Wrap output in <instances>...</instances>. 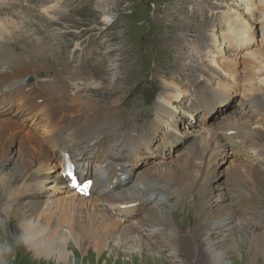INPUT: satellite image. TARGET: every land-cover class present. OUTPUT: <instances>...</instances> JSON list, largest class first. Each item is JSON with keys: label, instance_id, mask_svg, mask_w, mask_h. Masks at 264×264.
Returning a JSON list of instances; mask_svg holds the SVG:
<instances>
[{"label": "bare ground", "instance_id": "obj_1", "mask_svg": "<svg viewBox=\"0 0 264 264\" xmlns=\"http://www.w3.org/2000/svg\"><path fill=\"white\" fill-rule=\"evenodd\" d=\"M1 1L5 2V0ZM239 1L242 2L241 4L244 3L245 15L251 17L249 3L254 1ZM104 19L105 23L109 22L107 18ZM236 22L228 23L232 26L225 28V34H228L225 41L236 39L232 47L235 46V51L237 50L238 53L246 45L248 36L244 37V34L250 27L240 21H238L239 25H235ZM1 30L3 31V28ZM202 37H205L204 33L196 38V42L198 40L200 45V49L196 50L198 55L207 44L201 43ZM12 39L13 37H0V106L18 105L16 112L23 113L26 116V122L0 120V173L2 168L10 166L11 174L14 176L12 181L9 180L11 182L0 179V191L9 187V193L2 196L4 200L8 196L7 201H9L7 202L9 204L5 203V206L9 208L3 211V215L9 218L12 216V219L18 222L22 231L18 237H25L31 245L35 244V247H32L34 254L43 255L45 258L54 255L58 261H65L68 255L66 249L68 241L83 235V237L86 236L84 239L89 238L92 242L95 241L96 248L98 243L101 245L111 238L120 246L126 245L127 254L136 252L135 255L140 256V260L144 259L145 253L143 252L150 249L146 243L148 242L149 246L154 249L150 252L151 256H155L154 259L160 261L164 259L160 256L161 252L165 251V256L168 255L170 261L186 257L193 258L195 264L197 260H199L198 264H202L203 259L206 264L208 262L226 264L225 259L228 253L225 247L230 240L229 236L234 229H238L237 226H244L249 233L251 245L264 255V228L257 231L259 227L257 225L264 224V220L262 221L264 211L256 204L258 200L261 201L259 193H264V186L257 184L256 179H261L257 174L258 171L256 173L251 167L241 163V158L234 154V158L239 160V163H234V158L229 161L228 173L231 179L228 182L231 189L228 194L221 193L215 198L213 206L209 198L207 199L210 189L209 182H206L203 190L191 193V182L187 181L192 175L194 178L201 177L202 166L212 162L216 155L215 150L222 147L219 146L222 140L225 141L222 144L227 145L228 148H231L230 145L237 147L239 142L248 144L255 160L264 161V143H261V140L256 142L255 136L261 138V135L260 132H254L264 131V124L260 126L261 128L252 129L253 126L259 124L251 123L250 128H246L247 120L241 121L243 116L237 112V115L233 116L234 121L221 124L220 134L215 133L216 131L212 133H209V130L206 131L205 137L196 144L197 146L188 150L183 160L182 158L174 159L175 162L172 165L158 166V164L151 171L148 170L150 172L138 175L136 189L127 195L123 187L125 181L121 182L119 178L136 165L135 155L141 153L140 146L142 144L145 146V143L150 142L148 128L151 123L156 121L161 128L164 124H168L169 119L173 121L175 118L176 114H173L172 118H166L168 112H164L168 94L164 96V99H158L153 110L145 109V106H150L149 103H142V106L141 103L126 104L134 108V111L130 108L125 110L122 107L123 102L118 108L106 106L101 102V96L106 88L101 83L96 86L86 83L89 78L83 75V69L72 60V56L80 50V47H73V55L67 52L69 47L74 46L75 43L67 42L63 38L64 49L52 55L53 58L50 60L52 62L48 63L49 60L38 59L37 51L40 50L38 49L40 46L33 50L34 56L29 60L24 56L25 53L17 52L19 51L17 46L10 44ZM46 47L52 48V45L48 44ZM98 51V46L91 49V58ZM81 56L88 59L87 53L83 50H81ZM250 58L254 59V54L250 55ZM258 58L262 63L261 58ZM40 60L54 67L57 64V67L63 68L66 73L69 71L76 73L75 77L72 73L69 74L74 79H83V82L74 88L72 97L68 96V100H64L66 91H68L67 83L63 81L62 76H58L59 74L52 72L45 64H41ZM212 62L217 67L219 64H224L226 60L223 58L212 60ZM228 64L226 62V65ZM244 69L245 66L243 71ZM130 70L127 68V73ZM220 70L225 77H232L231 82L235 85L242 82L252 87L251 80L245 77L238 80L229 67H222ZM205 71L217 80L218 85H222L224 78L219 72H210V69H205ZM52 74L54 78H58L49 81L48 77ZM29 77L39 80L33 84H25ZM197 77L193 80L195 84L199 81ZM203 82L201 87L204 86V88L194 91L197 93L202 89L198 97L189 105L191 112L200 110L202 106H208L218 98V89L211 91L207 88L208 81ZM255 83L264 90L262 80H257ZM80 85L83 87L82 91L79 90ZM164 91L166 89L162 88L159 91L161 96ZM231 91L229 89L228 92ZM259 92L263 95L261 90H251L249 94L253 93L256 96L255 93ZM126 96L125 94L123 97ZM214 97L216 99H213ZM259 97L250 101L245 106L248 109L243 108L242 112L250 110L248 113L252 115L251 117L262 118L264 106L256 103ZM149 100L150 98L144 99V102ZM147 110L149 112L143 122H139L138 118L144 116ZM117 112L119 116L123 115L122 118L118 115V119L114 118ZM33 120H37V124H33ZM34 126H37L42 133L37 134L33 129ZM173 126L175 128V124ZM139 127L142 129L139 130ZM141 141L143 142L139 143ZM64 154H67L73 163L77 183L91 181L87 196L77 194L72 188L70 179L65 173ZM210 178L211 181L213 178L212 176ZM4 181L8 183L5 184ZM46 182L51 183L54 189L63 193L74 191L72 196L70 195L71 198L63 205L61 204L64 201L59 207L57 205L54 207V212L47 208L42 209L43 196L37 191L41 183L46 184ZM153 184H157L158 187H152ZM32 189L34 192H30ZM188 194L192 196V200L187 197ZM86 197L93 198L90 204L93 210L82 205ZM155 202L162 205L167 204L169 209L172 208L171 211L165 206L161 208L167 209L166 217L160 218V214H157ZM98 205L104 211L112 209L118 213L135 214V227L128 229L130 231L126 230L125 226L117 223L118 221L106 218ZM233 206L239 210L238 212L249 214V220H245L243 215L234 210ZM125 208H128L127 212H122ZM34 214L37 220L30 226L26 220H31ZM187 216L189 219L193 218L195 222L188 223ZM63 224H66V229L56 235L54 230ZM199 235L203 237L202 241H199ZM23 246V242L18 243L14 239V249L22 250L20 247ZM241 264H247L243 255Z\"/></svg>", "mask_w": 264, "mask_h": 264}, {"label": "rangeland", "instance_id": "obj_2", "mask_svg": "<svg viewBox=\"0 0 264 264\" xmlns=\"http://www.w3.org/2000/svg\"><path fill=\"white\" fill-rule=\"evenodd\" d=\"M253 1L249 3L252 19L245 15L244 3L241 4L239 0H149L148 3L145 0H5V2L0 0V37H13L10 44L17 46L19 50L17 52L25 53L24 56L29 60L34 56L33 50L40 46L38 48L40 50L37 51L38 59L49 60L48 63L52 62L50 60L55 53L64 49V39L75 43L74 46L69 47L67 52L73 55V47H80V50L72 56V60L83 69V75L89 78L86 83L94 86L101 83L106 88L101 96V102L106 106L118 108L123 102L122 107L127 110L130 106L126 104L141 103L142 106V103H149L150 106H145V109L153 110L158 99H164V96L168 94L164 112H168L166 118H172L173 114H176L175 118L173 121L169 119L168 124H164L161 128L156 121L151 123L148 128L150 142L145 143V146L144 144L140 146L141 153L135 155L136 165L119 178L121 182L125 181L123 187L127 194L136 189L138 175L150 172L158 164V166L172 165L178 158L183 160L188 150L197 146L196 144L205 137L206 131L209 130V133L216 131L215 133L220 134L221 124L234 121L233 116L237 115V112L243 116L241 121L247 120L246 128H250L251 123L259 124V127L253 126L252 129L263 126L264 110L262 118L256 119L248 113L250 110L246 112L248 108L245 107L259 96V101L256 103L264 106V90L255 83L257 80H262L264 83V0ZM104 18H107L109 22L105 23ZM234 21H237L235 25H239L238 21H240L250 27L244 34V37L248 36L246 45L238 53L237 50L235 51L236 47H232L236 39L225 41V37L228 36L225 34V28L232 26L228 23ZM202 33L205 37H202L201 43L207 44L198 55L196 50L200 49V45L198 40L196 42V38L201 37ZM48 44L52 45V48H47ZM95 46H98L99 51L91 58V49H95ZM81 50L87 53L88 59L81 56ZM253 54L254 59H251L250 55ZM258 57L261 58L262 63ZM221 58H224L230 65H226L225 62L216 67L212 60H222ZM40 63L59 74L58 76H62L63 81L67 83L68 91H66L64 100H68V96L72 97L74 88L83 82L82 78L74 79L69 75L76 73L70 71L66 73L63 68L57 67V64L54 67L43 60H40ZM222 67H229L238 80L244 77L251 80L252 87L242 82L235 85L231 82L232 77H225L221 72ZM127 68L131 69L129 73L126 71ZM205 69H210V72H219L224 78L222 85H218L217 80L213 79L209 72H204ZM197 74H199L198 77ZM53 75L48 77L49 81L58 78H54ZM196 77L199 81L195 84L193 80ZM30 78L32 81L28 83ZM38 80L29 77L25 84H33ZM203 81H208L209 90L218 89V98L214 97L213 99L216 100L208 106H202L200 110L191 112L189 105L204 88V86L201 87ZM230 82L231 84L228 85ZM124 84L126 85L122 87ZM161 88L166 89L162 96L159 92ZM199 88L202 89L194 93ZM82 89L83 87L79 90L82 91ZM229 89L232 91L228 92ZM251 90H261L263 95H260V92L255 93L256 96L253 93L249 94ZM125 94L127 96L124 98ZM148 98L150 100L144 102V99ZM17 108L18 105H1L0 120L26 122V116L21 112L17 113ZM243 108H246L244 112H242ZM130 110L135 109L131 107ZM146 112L144 116L138 118L139 122H143L149 110ZM117 115L118 112L114 114L115 119L123 116L120 114L117 117ZM34 122L33 124H37V120ZM154 123L156 125L153 126ZM33 129L37 134L42 133L37 126ZM138 129L141 130L142 127ZM254 132H260L261 135V138L255 136L256 142L261 140V143H264V131ZM222 143L225 141L222 140L219 145L222 147L216 148V155L212 162L202 166L201 177L194 178L192 175L187 179L191 182V193L203 190L206 182L210 183L207 199L209 198L211 206L214 205L215 198L221 193L228 194L231 189L228 182L231 178L228 172L230 170L229 161L234 158V154L241 158V163L251 167L255 172L258 171L256 173L262 181L257 178V184L264 186V161L255 160L248 144L239 142L237 147L230 145L231 148H228ZM234 161V163H239V160L235 158ZM210 176L213 178L211 181ZM13 177L10 166L2 168L0 179L12 181ZM4 183L8 182L4 181ZM152 187L158 186L153 184ZM37 191L43 196L42 209L47 208L52 212L56 205L59 207L64 201L61 204L63 205L74 193L73 190L69 193L58 191L48 182L41 183ZM5 193H9L8 186L6 190L0 191L2 200L0 202V264H195L193 258L186 257L170 261L169 256H165V251H162L160 255L164 258L162 261L154 259L155 256H151L150 253L154 249L149 246L145 238L150 249L143 252L145 253L143 260L135 255L136 252L127 254L126 245L120 246L111 238L102 243L103 245L98 243L96 248L95 241L92 242L89 238L84 239L86 236L83 237V235L68 241L66 247L68 255L65 261H58L54 255L45 258L43 255L34 254L32 247H35V244L31 245L24 236V238L18 237L19 233L22 234L18 222L13 220L12 216L9 218L3 215V211L9 208L5 206V203L9 204L7 203L9 202L7 201L8 196L5 200L2 198ZM26 194L28 195V191ZM187 197L192 200L190 194ZM92 199V197L89 199L86 197L82 205L93 210L90 207ZM259 199L261 201L258 200L256 204L264 211V193H259ZM98 206L101 210L100 205ZM154 206L157 207V214H160V218L167 216V209L169 211L172 209H169V205H162L159 202H155ZM163 206L167 209H161ZM128 208L122 212H127ZM233 208L236 212L239 211L234 206ZM102 211L106 218L118 221L117 223L125 226L126 230H131L136 225L135 214L118 213L112 209L107 211L102 209ZM263 211H261L262 214ZM238 213L243 215L245 220H249V214ZM36 220L37 216L34 214L31 220L27 219L25 222L32 226ZM191 221L195 222L193 218L189 219L187 216V222ZM257 226H259L257 231L264 228V224ZM237 228L239 230L234 229L229 236L230 240L226 241L225 250L228 253L225 259L226 264L235 262L241 264L242 255L245 256L247 264H264V255L251 245L246 228L244 226H237ZM65 229L66 224L60 225L54 233L57 235ZM202 238L199 235V241H202ZM14 239L18 243L23 242L24 246L20 247L22 250L13 248ZM197 261L196 264L199 263V260ZM201 263L206 264L205 259ZM208 264L213 263L208 262Z\"/></svg>", "mask_w": 264, "mask_h": 264}, {"label": "snow or ice", "instance_id": "obj_3", "mask_svg": "<svg viewBox=\"0 0 264 264\" xmlns=\"http://www.w3.org/2000/svg\"><path fill=\"white\" fill-rule=\"evenodd\" d=\"M66 175L68 177H71L72 176V173L71 171L67 172ZM88 185H84L83 189L81 190L82 191V194H86V189H87Z\"/></svg>", "mask_w": 264, "mask_h": 264}, {"label": "water", "instance_id": "obj_4", "mask_svg": "<svg viewBox=\"0 0 264 264\" xmlns=\"http://www.w3.org/2000/svg\"><path fill=\"white\" fill-rule=\"evenodd\" d=\"M148 1H149V0H145L146 3H148ZM31 81H32V79H29V82H31Z\"/></svg>", "mask_w": 264, "mask_h": 264}]
</instances>
